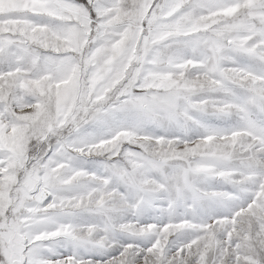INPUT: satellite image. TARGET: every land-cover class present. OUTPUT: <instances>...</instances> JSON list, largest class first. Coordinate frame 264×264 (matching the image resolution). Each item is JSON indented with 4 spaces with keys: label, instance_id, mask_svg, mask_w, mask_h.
Listing matches in <instances>:
<instances>
[{
    "label": "snow or ice",
    "instance_id": "1",
    "mask_svg": "<svg viewBox=\"0 0 264 264\" xmlns=\"http://www.w3.org/2000/svg\"><path fill=\"white\" fill-rule=\"evenodd\" d=\"M0 264H264V0H0Z\"/></svg>",
    "mask_w": 264,
    "mask_h": 264
}]
</instances>
